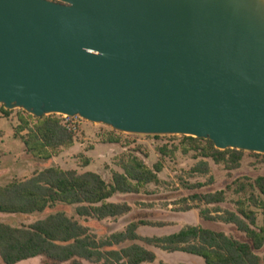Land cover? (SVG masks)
Segmentation results:
<instances>
[{
  "label": "water",
  "instance_id": "1",
  "mask_svg": "<svg viewBox=\"0 0 264 264\" xmlns=\"http://www.w3.org/2000/svg\"><path fill=\"white\" fill-rule=\"evenodd\" d=\"M0 105L264 155V0H0Z\"/></svg>",
  "mask_w": 264,
  "mask_h": 264
},
{
  "label": "trees",
  "instance_id": "2",
  "mask_svg": "<svg viewBox=\"0 0 264 264\" xmlns=\"http://www.w3.org/2000/svg\"><path fill=\"white\" fill-rule=\"evenodd\" d=\"M9 114L10 111L0 105V118ZM60 117L54 114L35 118L25 113L19 117L14 137L24 145L28 154L38 160L59 157L76 143L75 131ZM183 137L188 143L181 148L182 155L193 153L194 160H200L190 170L192 174H209L210 167L205 160L222 165L226 171L240 168L245 152L220 151L209 140ZM104 143L119 144L116 132L110 134ZM177 150L159 148L161 160L151 168L141 157H148L142 148L127 150L113 158L112 164L120 171H112L108 181L97 173H78L56 166L36 172L28 179L0 186V213L32 215L65 205L74 207L76 216L56 212L20 227L0 222V260L3 264H18L44 257L50 264H152L157 256L141 244L144 243L166 252L199 257L205 264H264V253L259 254L264 250V225L257 223L258 213H264L263 176L236 186L234 193L239 198L235 202V211L215 217L201 212L206 220L232 224L245 236L246 242L198 226H188L164 237L142 238L137 231L141 225H152L147 222H131L124 231L99 239L79 222L78 219L103 222L129 214L132 208L128 203L112 200L117 195H139L149 185L158 186L164 160ZM89 163L85 158L83 167ZM199 188L202 186L197 184L191 189ZM192 199L206 206L219 205L225 203L226 193L196 194Z\"/></svg>",
  "mask_w": 264,
  "mask_h": 264
},
{
  "label": "rangeland",
  "instance_id": "3",
  "mask_svg": "<svg viewBox=\"0 0 264 264\" xmlns=\"http://www.w3.org/2000/svg\"><path fill=\"white\" fill-rule=\"evenodd\" d=\"M25 113L21 109H14L10 111L8 117L0 118V186L14 180L28 179L36 172L56 166L64 170H76L78 173H97L108 181L112 171H120L112 164L113 158L127 150L142 148L148 157H141L151 168L161 160L157 151L159 148L166 147L169 151L178 149L174 155L164 160V170L159 174L160 184L158 186L149 185L139 195H117L112 200L128 203L132 208L129 214L103 222L77 218L79 222L88 227L99 239L124 231L131 222H147L152 225H141L137 231L142 238L164 237L188 226H198L222 232L241 242L247 241L245 236L239 233L232 224L220 220H206L202 218L201 212H205L208 217H215L217 215L226 216V212L235 211V202L239 198L234 193L236 186L246 184L260 176L264 177L263 156L245 152L240 168L235 171H226L222 165H215L211 160H205L210 167L209 174H192L190 170L200 160H194L193 153L182 155L180 150L188 143L183 136L129 135L78 117L68 120L65 119L67 117L61 116L65 124H72L75 127L74 147L63 152L59 157L38 160L28 154L24 145L14 137V130L19 125V117L25 116ZM114 132L120 143H104ZM85 158L89 159L90 163L83 167ZM197 184H200L202 188L191 189ZM219 191L226 193V201L223 204L206 206L192 199V196L196 194ZM188 207L192 209L187 210ZM216 210L220 212L216 213ZM56 212H64L68 216L76 217L74 207L58 205L47 209L44 213L32 215L0 213V222L12 227L28 226ZM257 223L259 226L264 225V213H258ZM141 244L157 254V259L152 264H205L201 258L196 256L180 252L170 253L144 243ZM263 253L264 250L259 254L263 255ZM0 264H3L1 260ZM18 264L50 263L44 257H38Z\"/></svg>",
  "mask_w": 264,
  "mask_h": 264
},
{
  "label": "built area",
  "instance_id": "4",
  "mask_svg": "<svg viewBox=\"0 0 264 264\" xmlns=\"http://www.w3.org/2000/svg\"><path fill=\"white\" fill-rule=\"evenodd\" d=\"M64 117H66V116H64ZM65 119L72 120V119H74V118H69V117H67V118H65ZM69 127H71L74 131H76V130H75V127L72 126V124H69Z\"/></svg>",
  "mask_w": 264,
  "mask_h": 264
},
{
  "label": "crops",
  "instance_id": "5",
  "mask_svg": "<svg viewBox=\"0 0 264 264\" xmlns=\"http://www.w3.org/2000/svg\"><path fill=\"white\" fill-rule=\"evenodd\" d=\"M156 256H157V254H156Z\"/></svg>",
  "mask_w": 264,
  "mask_h": 264
}]
</instances>
